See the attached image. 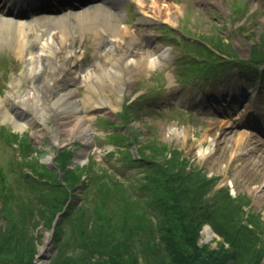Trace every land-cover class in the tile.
Returning a JSON list of instances; mask_svg holds the SVG:
<instances>
[{"label":"rangeland","instance_id":"1","mask_svg":"<svg viewBox=\"0 0 264 264\" xmlns=\"http://www.w3.org/2000/svg\"><path fill=\"white\" fill-rule=\"evenodd\" d=\"M105 2L95 0L92 5L78 9L87 10V16L85 23L68 33V36L73 35L76 46L74 54L77 57L72 62L74 67L71 71L76 68V71L84 73L90 69L99 72L98 65L105 71L112 54L120 56L128 49L143 51L158 47L165 51L164 58L151 67H130V75L120 99L110 79L103 73L101 79L105 84L98 90L108 103H89L78 111L90 140L82 157L77 160H73L72 156L82 146L78 138L81 132L79 129L77 132V127L82 125L70 127L63 113L49 119L43 114L32 116L30 124L21 131L15 130L9 122H0V175L7 183L3 188L5 203L13 216L25 218L20 229H14L21 238L22 246L29 252L31 263L80 264L79 258L84 257V253L87 256L91 254L89 250L81 249V237L72 227L81 217L82 231L86 233L83 237L91 242L95 237L93 227H98L91 209L98 188L95 184L87 185L84 192L83 187L77 184L78 180L85 181L81 174L86 170L98 177L104 170L108 176L127 185L133 184L124 191L133 197L139 196L137 208H147V201L151 203L155 199L158 185L151 187L150 191L139 188V185L150 182L148 176L152 175L158 164L165 166L170 162L177 167L176 171L174 168L175 174L184 179L183 193L190 188L183 194L184 201L202 193V186L207 187L209 181V189L204 196L209 193L214 195L220 190L223 195L227 194L229 200L226 203L221 201L222 204L229 205L231 209L235 205L245 216L248 214L246 221L250 223L255 220V231L260 238H264V61H261V68L256 73L247 64L235 65L238 60L250 62L253 54H257L254 50L258 52V57L264 56V0H157L156 4L152 0H120L115 7L122 10L121 17L107 20L102 18V14L94 18L95 9L105 10ZM10 3H14V0H10ZM110 6L107 7L109 11L117 10L112 8L113 4ZM145 7L151 12L143 9ZM50 16L48 12L33 14L32 18L36 21L32 26L34 31L48 29L46 26L49 25L43 24ZM90 18H93V22ZM115 23L120 26L125 24L128 34L115 33ZM26 34L31 35L30 31ZM10 36L17 37L14 32ZM187 39L198 45L192 47L193 56H189L185 50L189 48ZM197 49L204 50V55L197 53ZM207 50L210 51L205 56ZM16 54L13 46L2 41L1 99L22 71L21 55ZM196 59L202 63L199 69L195 68ZM207 62H211V66ZM213 66H217V70H211ZM75 79L73 86L68 85L73 88L72 96L76 99H83L88 94L91 96L90 88L83 79ZM91 97L96 99L97 95ZM43 120L48 128L42 125ZM216 124L232 133L219 136ZM246 134L250 138H245ZM251 141H261V145L251 148ZM25 144H30L27 149H18L19 145L22 147ZM60 152L68 154L67 160H60ZM30 166L35 171H43L44 178L48 170L59 172L61 177L66 175L65 180H69V187H72L69 189L70 198L62 211L56 214L50 228L44 225L42 216L36 211V207H42L39 197L42 188L47 189L42 187L44 178L40 181L36 179L34 184L20 178L21 174L34 171ZM191 172L196 173L195 181L201 183L199 186L194 185L193 177L191 181L182 177ZM60 176L58 179H61ZM198 176L202 180L197 179ZM64 183L61 181L62 185ZM2 187L0 178V189ZM194 202H198V199ZM66 208L70 209V214L62 217ZM117 213L115 210L116 216L119 215ZM249 216L253 218L250 220ZM147 218L153 224L151 231H155L156 216L151 213ZM3 221L0 212V226H3ZM131 221L132 218H129L127 222L131 224ZM85 225L88 227L85 228ZM57 226H60L59 236L54 242ZM205 228L209 230L208 233ZM137 231L139 233L132 234L129 240L131 245L128 250L138 259L137 264H143V258H139L142 254L140 242L137 240L142 238V233L141 230ZM105 234H110V230ZM128 235L127 232L126 237ZM220 241L221 237L207 223L200 226V246L212 249ZM2 253L0 260H7L8 256ZM259 264H264V255Z\"/></svg>","mask_w":264,"mask_h":264},{"label":"trees","instance_id":"2","mask_svg":"<svg viewBox=\"0 0 264 264\" xmlns=\"http://www.w3.org/2000/svg\"><path fill=\"white\" fill-rule=\"evenodd\" d=\"M209 51L205 52V56ZM202 52L204 50H198L197 53L204 55ZM254 53L257 54H253L250 62L238 60L235 65L247 64L254 73L258 72L261 68V61H264V56L260 55L258 57L256 50H254ZM193 54L194 50H189V55L193 56ZM211 64L209 62L208 66H211ZM201 65L202 63L197 60L195 68ZM213 69L217 70V66H213L211 70ZM211 70L209 71L212 72ZM29 145L25 144L22 147L19 145L18 149L24 150L23 147L27 149ZM60 153L62 154L60 160H67L68 154ZM165 166L158 164L156 169L152 166L151 169H155V172L153 171L152 175L148 176L150 182H147L144 186L139 185V188L146 191H150L151 187L158 185L156 187L157 191H155V199L151 203L147 201V208H140L139 206L137 208L139 196L133 197L124 191L125 188H130L133 184L127 185L113 176H108L104 170L99 175L101 178L97 175L98 178H96L95 174L93 172L89 173L88 170L81 174V176H84L85 181L81 180L79 182L78 180L77 184L83 187L84 192L87 185L95 184V187L98 188L96 197H94L95 201L93 199V204L91 205L98 227L97 229L93 227L92 233L95 234V237L91 242V240L83 237L86 233L82 231L83 221H81V217H78L72 224L73 229L81 237V249L89 250L91 253L89 256L84 253V257L79 258L80 264H137L138 259L128 250L131 245L129 240H131L132 234L139 233L137 230H141L140 232L142 233V238L137 240L140 242L139 250L142 251V254L139 258H143V264H229V261H231L230 264H259L260 258L264 255V238H260L258 232L255 231L254 224L256 222L251 220L253 217L249 216L251 220L249 223L246 221L248 220V214L245 216L239 207L234 205L231 209L229 205H223L222 202L226 203L229 198L227 194L223 195L221 190L214 192V195L209 193L204 196V192L209 189V181L207 187L202 186L204 189L203 194L199 192V194L192 195L189 200L186 199L184 201L183 198L185 197L183 194L187 193L190 188L183 193V187L185 186L184 182H182L183 178L174 172V168L176 171L177 167L170 162L165 163ZM32 167L30 166V168ZM34 169L32 168V170ZM48 171H45L46 178L42 176L44 172L40 169L32 171L31 174L23 173L20 178L29 181L28 183L31 184L37 182L36 179L40 181L44 178L42 179V187L47 189L42 188V192L39 195L42 199V207H36V211L42 216L44 225L50 228L54 217L58 212L62 211L65 202L70 198L69 189L72 187H69V180H65L67 179L66 175H62V178L59 172ZM63 171L65 172V170ZM187 175L182 177H186L187 181H191L193 177L195 181V172ZM59 176L61 179H58ZM0 178L3 185L0 189V197H3L0 212L1 217L4 218V224L0 226V252L8 256L5 261L1 259L0 264H33L28 257L29 252L26 247L22 246L21 238L16 234V229H14H20L25 218L13 216L11 209L6 207L3 188L7 186V183L4 181L3 175H0ZM51 178L55 179V181L53 182ZM196 178L202 180V177L198 176ZM60 180L65 182L64 185L61 184ZM199 184L201 183L195 181L194 185L199 186ZM196 198L198 202H194ZM201 198L202 200H200ZM11 202L15 203L12 196ZM115 210L118 211L117 214L119 215L116 216L114 214ZM30 212L33 211L30 210ZM151 213L156 216L155 231H151L153 230V224L147 218ZM31 214L29 213L28 215ZM69 214L70 209L66 208L62 217H68ZM231 217H233V220ZM129 218H132L131 224L127 222ZM204 223H207L221 237L220 243L215 248L209 249L206 246H200L198 243L200 226ZM86 227L88 226L85 225ZM59 230L60 226H57L53 237L54 242L58 239ZM109 230L110 234H105ZM11 231H14L13 234L16 235L13 236L10 233ZM127 232L129 233L128 237H126ZM250 244H252V247L247 248ZM247 253L249 254L246 257ZM93 255L96 256L92 257Z\"/></svg>","mask_w":264,"mask_h":264},{"label":"bare ground","instance_id":"3","mask_svg":"<svg viewBox=\"0 0 264 264\" xmlns=\"http://www.w3.org/2000/svg\"><path fill=\"white\" fill-rule=\"evenodd\" d=\"M107 1L109 2L103 6L105 10L95 9V13L93 14L94 18H98L102 14V18L107 20L121 17V9L112 7L117 9L114 12L107 9V7L111 8L110 4L118 0ZM214 1L220 2V0ZM152 2L156 4L157 0H152ZM115 4L117 5V3ZM1 7L5 9L6 5L5 7L4 5ZM78 9L72 6H66V9H62V12L61 9L56 11L61 13L51 15L47 18L43 25L49 26H46L48 29L45 31H40V29L34 31L32 26L35 25L36 21L31 16L29 17V13L24 14L19 10L11 13V11L6 9L7 12H4L6 11L4 10L0 16V44L3 41L4 44L13 46L14 51L17 53L16 55H21L23 61L20 76L13 81L10 89L6 92V96L3 99L0 98V122H9L14 126L15 130L21 131L24 129V126L30 124V117L32 116H42L43 114L46 119H49V117L52 118L59 114L61 116L63 113V118L66 117L68 119L65 122L70 124V127L74 124H78V126L82 125L80 126L81 129L77 127V132L78 129L80 130L79 133L81 132L78 138L82 142V146L72 156L73 160L82 157L84 148L87 147L90 140L85 133L83 119L79 117L78 111L83 110V107L89 105V103H108L106 97L98 90L99 88H103L104 86L102 87V85L105 84L101 79L103 73V76L110 79L111 86L115 93L118 92L117 95L120 99L122 89H124L130 75V72H128L129 68L135 66L138 68L154 66L164 58L165 54V51L158 47L143 51L128 49L127 52L120 56L114 54L110 56L111 58L108 56L109 65L105 71L98 65L99 63H97L100 68L98 70L99 72L90 69L84 73L76 71V68L71 71L74 67L72 62L77 57L74 54L76 46L73 35L68 36V33L75 27L82 25L83 22L85 23V16H87V10L79 11ZM143 9H146L148 13L151 12L147 7ZM144 15L149 17L147 14ZM92 19L90 18L91 22H93ZM113 28L115 33L121 35L128 34V28L125 24L120 26L118 23H115ZM28 31H30L31 35L26 34ZM13 32L17 36L16 39L10 36ZM78 38L77 36L75 40L77 41ZM65 67L66 69H63ZM70 71L71 73H68ZM75 78L83 79V82L88 85L87 88H90L91 96L97 95L96 99L92 98L89 94L85 95L83 99L74 98L72 96L73 88L69 86H73L72 83L77 80ZM44 120L42 125L48 128ZM215 126L219 136L224 137L232 133L230 130L223 129L218 124ZM245 138H250V135L246 134ZM260 142L251 141V148L258 147L261 145ZM197 150H200V148H197ZM205 230L208 233L209 230L206 228Z\"/></svg>","mask_w":264,"mask_h":264}]
</instances>
